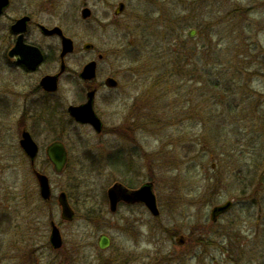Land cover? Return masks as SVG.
<instances>
[{
  "label": "rangeland",
  "instance_id": "1",
  "mask_svg": "<svg viewBox=\"0 0 264 264\" xmlns=\"http://www.w3.org/2000/svg\"><path fill=\"white\" fill-rule=\"evenodd\" d=\"M31 1L11 0L0 16V99H15L0 101L1 264H29L23 256L31 254L34 264H264V185L258 175L264 170V0H213L226 10L219 25L208 24L207 8L188 6L190 0L45 3L42 21L59 25L75 43L66 58L71 73L95 59L98 82L112 74L119 80L117 88L104 85L97 95L101 132L71 122L67 111L50 115L37 92L29 102L30 127L42 141L36 167L49 175L54 191L48 204L41 202L30 159L18 144L14 81L25 76L6 55L12 19ZM120 1L127 6L115 16ZM85 7L91 17H82ZM189 18L199 19L194 37L188 35L192 26L184 33L196 49L188 65L193 78L184 74L164 84L149 78L148 68L159 75L150 47L137 57L127 45L135 44L136 33L141 40H163L166 33L178 40L175 30ZM46 42L60 45L54 38ZM87 42L95 47L85 50ZM86 90L70 74L57 99L68 106L84 100ZM56 136L69 151L61 174L45 151ZM115 181L130 187L153 182L160 214L140 203L112 213L107 190ZM61 190L75 209L72 221L61 218ZM229 199L232 208L213 221V206ZM52 220L62 229L60 251L49 243ZM102 234L111 239L107 248L99 246Z\"/></svg>",
  "mask_w": 264,
  "mask_h": 264
},
{
  "label": "flooded vegetation",
  "instance_id": "2",
  "mask_svg": "<svg viewBox=\"0 0 264 264\" xmlns=\"http://www.w3.org/2000/svg\"><path fill=\"white\" fill-rule=\"evenodd\" d=\"M54 1L55 0H32L31 3H30L32 5L29 8H26V9L22 10L15 18L12 19V22L10 24V31L7 33L8 34L7 36L10 38V40H8L10 44H9L7 50H6L7 58L9 59L10 62H12V65L15 67V69L19 73H21L22 75L25 76L22 79L21 78L15 79V81H14V85L18 86V91H17L18 97H16V101H19V103H20V105H19L20 115H19V117L16 120V129H17L18 133H20V135H19L17 140H18L19 146L23 149L22 139L24 138V133L25 132L30 133L32 135V137L34 138V140L36 141V143L38 144V146H39V153L37 155V158H38V156L40 154V148H41L40 142H42V141L38 140L35 137V135L33 134L32 130H31L30 126L32 124H31L30 108H29V106H30L29 102L34 97L36 92L38 93L37 95L40 98L37 101L38 104H39L40 101L44 102L46 106L43 109H49L51 111V112L48 111V113H50V115L54 113L55 109L56 110L57 109L58 110H62V111L64 110L65 113L67 111V114L69 115V118H70L71 122H75L77 124H89V123L78 122L69 113V111H68L69 105L70 104L78 105V104H82V103L86 102L87 101V97H88L87 96L88 92L93 90V91H95L94 109H95V112L98 114L97 106H96V100H97V95H98L99 91L101 90V88L104 87V85L106 87H108V88H117L119 86V80L114 74L108 75L105 78V80L108 77H114L117 80V84L115 86H108V85H106L105 81H104V83L103 82H98V65H97L96 76L94 78H92V79H84L80 75V73H81V71H82V69H83V67H84V65L86 63L82 66L80 71L71 73L72 69L68 66V64L66 62V58L68 57L69 54H72L75 51V48H76L75 43H74V50L64 57V61L66 63V66H65L64 69H62V62H63V58L61 56V53H62V35L60 33H58L57 31L56 32H52V33H48L46 31H44V29H43L44 26L47 27L48 29H53L54 27H59V28H61V27L59 25H55L53 27H49L47 24H45L42 21L43 19L41 17V13L43 12V10H45V3L54 2ZM10 4H11V0H10ZM10 4L7 6V8L10 6ZM125 9H126V7H125ZM125 9H124V11H125ZM5 10L0 16L4 15ZM121 14L116 15L115 14V10H114V15L115 16H120ZM91 16H92V14H91ZM91 16H89V17H91ZM23 18H26V23H25L24 29L23 28L14 29L13 25L17 24L19 22V20L23 19ZM18 26L19 25H17V27ZM61 30H62L63 34H65L62 28H61ZM47 38L56 39L57 41H59L60 45L59 44H57V45H49L46 42ZM14 47H16L18 51H21V52H19L17 54L19 58H22V59L24 58L26 60H29V61H31V63L34 62L35 59L38 57V51H36L35 49L31 48V47H36L40 51V53L42 54V59L33 68L32 66H29L26 62H23V61L19 60L17 57H15V56L11 57L10 56L9 52ZM94 47L95 46H94V43H93L92 48H90L89 50L93 49ZM92 60H94V59H92ZM70 74L74 75V76L77 75V77H79V81L84 82L87 85V90H86V94H85V99L84 100L79 101L77 103H70L68 106H66L64 100L57 99V96H58V94H59V92L61 90L63 81H65L67 76H69ZM47 75H58L57 88L51 90V89L46 88L42 84L43 78L45 76H47ZM34 76H36L35 82L32 81V78ZM5 99H6V101H5ZM0 101L6 102L4 104H7V102H11V104H12V101L14 102L15 99H13L12 97H10L8 95L6 98L2 97V99H0ZM38 107H41V106L38 105ZM60 107L62 109H59ZM98 116H99V114H98ZM100 119L102 120L101 117H100ZM102 123H103V127H102V130H103V128H104L103 120H102ZM89 125H91V124H89ZM57 140H60V141L65 143V141L60 136L53 137L47 143V145L45 146V151H47L48 146L52 142L57 141ZM65 145H66V143H65ZM66 147H67V145H66ZM37 158L35 160V164H32V161L30 160V163H31L32 168H33V171H34V168H37L36 167ZM68 160H69V158H68ZM49 162L52 163L50 160H49ZM37 169L40 170L41 172H44L43 170H41L39 168H37ZM35 177H36V175H35ZM50 181H51V179H50ZM116 182L123 183L122 181H115L114 183H116ZM145 183H143V184H145ZM152 184H153V190H154V183L152 182ZM124 185L129 187V188H131V189L138 188V187H130V186L126 185V184H124ZM37 186H38L39 195L41 197L40 198L41 202L45 203V204H48L49 202H51V200L53 199L54 191H53L52 196L50 197V199H44L41 196V194H40V188H39L38 181H37ZM62 191H64V190H61L60 192H62ZM154 192H155V190H154ZM155 194H156V192H155ZM67 197H68V201H69L71 207L74 209L68 193H67ZM156 199H157L158 207L160 209L159 200H158L157 194H156ZM57 200H58V196H57ZM58 203H59V200H58ZM137 203L143 204L146 208H148L144 202L138 201V202H134V203H127V202L121 201L118 204V209L123 204L133 205V204H137ZM59 205H60V203H59ZM74 211H75V209H74ZM75 215H76V213H75ZM74 218H75V216H74ZM52 221H54V220H52ZM52 221L50 222L49 243L53 247V250L60 251L63 248V246H64V237H63L62 229H61V226L54 221L58 225V227L60 229V232H61V235H62V240H63L62 241V245L60 247H54V245L52 244L51 239H50L51 238L50 237L51 236V230H52ZM179 236H183V239H182L183 242L179 243L178 238H177L178 243L184 245L185 242H186V236L184 234H180ZM37 255H39V254H37ZM10 257L12 259H16L17 256L14 255V254H11ZM23 257L25 258L24 262H28L29 264H34V261H36V257L37 256H36V254H31V255H26V256H23ZM0 264H1V259H0ZM67 264H70V263H67Z\"/></svg>",
  "mask_w": 264,
  "mask_h": 264
},
{
  "label": "water",
  "instance_id": "3",
  "mask_svg": "<svg viewBox=\"0 0 264 264\" xmlns=\"http://www.w3.org/2000/svg\"><path fill=\"white\" fill-rule=\"evenodd\" d=\"M10 4V0H0V15L4 12L5 8ZM126 7V3L124 1H121L118 3L115 14L119 15L121 14ZM92 10L89 7H85L82 9V17L88 18L91 16ZM26 23V18L20 19L17 24L13 25V28H23ZM17 25H19L17 27ZM44 31L48 33L52 32H58L62 35V53L61 56L63 58L62 62V69L65 68L66 63L64 61V57L71 53L74 50V41L69 36H66L63 34L61 28L54 27L53 29H48L47 27H43ZM197 33V30L195 28H192L189 30L188 34L193 37ZM93 43L87 42L84 44V48L86 50H89L92 48ZM32 49H35L38 51V57L35 59L34 62L31 63V61L22 59L18 57V53L21 51H18L16 47L10 50L9 54L11 57H17L19 60L26 62L29 66H32L33 68L35 65L42 59V54L36 47H31ZM99 58H102V55L99 56ZM97 60H91L87 62L80 75L84 79H92L96 76L97 72ZM57 79L58 75H47L43 78L42 84L48 88V89H55L57 88ZM106 85L108 86H115L117 84V80L114 77H108L105 80ZM87 101L82 104H70L68 107L69 113L78 121L81 123H89L93 126V128L97 132L102 131L103 123L98 114L95 112L94 109V99H95V91L88 92L87 95ZM22 146L27 154V156L32 161V164H35V160L37 158V155L39 153V146L32 137V135L28 132L24 133V138L22 139ZM47 155L50 159V161L53 164L54 170L56 173L60 174L62 173L67 164H68V149L64 142L57 140L52 142L48 148H47ZM34 174L36 175L39 188H40V194L44 199H50L53 193L50 177L44 173L38 170L37 168H34ZM108 199H109V208L112 212H116L118 209V204L121 201L127 202V203H134V202H144L146 206L149 208L151 213L155 216L160 214V209L157 204L156 194L153 190V184L152 182H146L145 184L141 185L138 188L131 189L127 186H125L121 182H116L112 186L108 188L107 191ZM58 200L61 206V217L64 220L71 221L74 219L75 211L71 207L67 193L65 191H62L58 195ZM234 202L233 200H227L223 203L217 204L213 206L211 210V218L213 221H217L219 216L224 214L225 212L229 211ZM51 242L54 245V247H60L62 245V235L60 232V229L58 225L52 221V230H51ZM183 236L178 237L179 243H182ZM110 237L106 234H102L99 238V246L100 248H107L110 245Z\"/></svg>",
  "mask_w": 264,
  "mask_h": 264
},
{
  "label": "trees",
  "instance_id": "4",
  "mask_svg": "<svg viewBox=\"0 0 264 264\" xmlns=\"http://www.w3.org/2000/svg\"><path fill=\"white\" fill-rule=\"evenodd\" d=\"M190 3L192 4V6H194L195 9L200 8L201 11H203V7L207 8L209 14L208 24L219 25L221 23V20H219V16L221 14L224 15L226 12L224 8H221L220 4L217 5L213 0L211 3L210 0H190L187 3L188 6H191ZM190 8L192 10V7ZM208 8L210 9L208 10ZM224 18L225 16L223 17V19ZM198 20L199 19L189 18L181 28L183 30H175L178 40H174L172 36L169 37L172 38V40L168 39L169 35H167V33L166 36H164L163 40L157 38H155V40H152L150 38L141 40L142 34L141 36L139 33L135 34L137 35L135 38V44H129L127 46L130 47L131 50H133L132 53H134L137 57H141V55L143 54V48L147 49L148 47H150V49H147L148 51L150 50V60L156 62V64L154 63V69L159 71V75L153 76L150 72V69L148 68L146 71H149V78L154 77L160 84H164L162 81L168 82L172 80L173 82L174 79H180V77H183L184 74H188L189 78H193L192 70L194 71L195 69L188 67V65L190 64V59L196 52V49L188 45V41H191V38L188 39L187 37H184V33L186 27H195L196 25H198ZM171 34H174V32L170 31V35ZM124 52L128 54L127 51L123 49V53ZM137 57L135 58L137 59ZM137 60H139V58ZM258 172L261 183L264 185V170ZM251 175L252 174H245L243 178H250Z\"/></svg>",
  "mask_w": 264,
  "mask_h": 264
}]
</instances>
